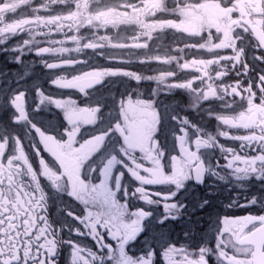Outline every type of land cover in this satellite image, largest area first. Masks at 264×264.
<instances>
[{
  "label": "snow or ice",
  "instance_id": "1",
  "mask_svg": "<svg viewBox=\"0 0 264 264\" xmlns=\"http://www.w3.org/2000/svg\"><path fill=\"white\" fill-rule=\"evenodd\" d=\"M0 56V264H264V0H0Z\"/></svg>",
  "mask_w": 264,
  "mask_h": 264
},
{
  "label": "flooded vegetation",
  "instance_id": "2",
  "mask_svg": "<svg viewBox=\"0 0 264 264\" xmlns=\"http://www.w3.org/2000/svg\"><path fill=\"white\" fill-rule=\"evenodd\" d=\"M102 31H103V30H102ZM61 38H62V37H61ZM7 59L10 60V59H11V56H9ZM0 70H3V71H5V72H9V71H11V72L14 73V72H16V70H17V66H16L15 64L7 63L5 57L0 56ZM39 71H40V69H39V67L37 66V68H36V72H37V74H39ZM224 196H227V193H224L223 196L221 197V199H223ZM215 203L219 205L220 201H216ZM213 211H215V209H214ZM236 211H237L239 214H242L244 210H236Z\"/></svg>",
  "mask_w": 264,
  "mask_h": 264
}]
</instances>
